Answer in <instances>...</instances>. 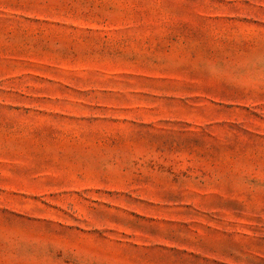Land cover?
<instances>
[{
	"label": "rangeland",
	"instance_id": "1",
	"mask_svg": "<svg viewBox=\"0 0 264 264\" xmlns=\"http://www.w3.org/2000/svg\"><path fill=\"white\" fill-rule=\"evenodd\" d=\"M0 264H264V0H0Z\"/></svg>",
	"mask_w": 264,
	"mask_h": 264
}]
</instances>
